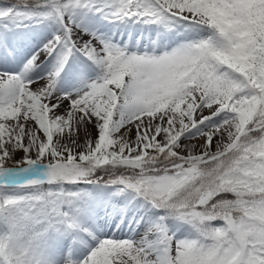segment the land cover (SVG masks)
Listing matches in <instances>:
<instances>
[{
	"label": "snow or ice",
	"instance_id": "obj_1",
	"mask_svg": "<svg viewBox=\"0 0 264 264\" xmlns=\"http://www.w3.org/2000/svg\"><path fill=\"white\" fill-rule=\"evenodd\" d=\"M0 264H264V0H0Z\"/></svg>",
	"mask_w": 264,
	"mask_h": 264
}]
</instances>
